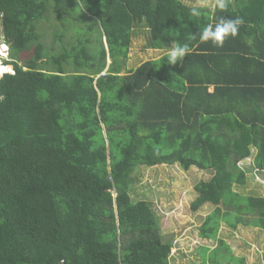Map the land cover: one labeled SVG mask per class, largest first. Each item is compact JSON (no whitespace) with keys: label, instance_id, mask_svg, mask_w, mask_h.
<instances>
[{"label":"trees","instance_id":"1","mask_svg":"<svg viewBox=\"0 0 264 264\" xmlns=\"http://www.w3.org/2000/svg\"><path fill=\"white\" fill-rule=\"evenodd\" d=\"M191 7L0 0L5 62L13 68L0 77V264H169L171 239L130 187L136 166L173 163L211 171L194 184L189 206L214 204L198 237L215 244L198 246L195 264H246L218 231L222 224L264 229V195L234 189L248 171H264V0L202 6L200 17L190 16ZM78 8L88 14L83 32L65 24L81 20ZM50 11L59 26L56 52L39 28ZM238 17L237 35L222 47L193 40L183 60L167 63L173 41ZM139 28L146 48L166 52L124 64L120 75ZM250 155L252 164L241 168Z\"/></svg>","mask_w":264,"mask_h":264},{"label":"rangeland","instance_id":"2","mask_svg":"<svg viewBox=\"0 0 264 264\" xmlns=\"http://www.w3.org/2000/svg\"><path fill=\"white\" fill-rule=\"evenodd\" d=\"M68 1L66 0V2ZM183 1L185 3L193 1V4H189L193 6L214 4V0ZM76 11L81 20L73 22L66 19L65 24L68 26L75 23V27L78 28L76 30L83 32V21L88 14L80 8ZM54 16L50 11L48 18L39 22V28H41L42 41L46 48L49 49L48 47L54 43L53 52H56L59 50V44L53 41V32L59 26L55 25ZM140 30L143 33H140ZM68 34L71 32L64 33L62 38L66 45L73 42L67 36ZM145 34V30L139 28L136 36L132 38L128 56L130 67L137 66L146 58H152L154 55L156 57L154 50L150 51V55H148V49L145 47L148 37ZM3 42L0 25V44ZM2 47L5 46L2 45ZM4 60H9V55L3 59L5 63ZM70 70L71 68H69ZM253 154L254 150H252ZM252 155L239 160L238 165L243 169L245 166H250ZM136 167L131 176V198L146 200L158 216L161 233L166 238H170L172 242L169 264H195L199 259L196 248L202 244L213 246L215 244L213 240L198 237V226L204 214L213 208L214 204L206 203L197 211H191L189 206L196 194L194 184L200 179L209 178L211 171L193 166L185 170L177 163ZM246 176V182L243 185H235L234 189L245 194L264 195V171L250 170ZM218 236L230 245L235 255L244 256L246 264H264V229L241 225L236 229H230L222 224Z\"/></svg>","mask_w":264,"mask_h":264},{"label":"clouds","instance_id":"3","mask_svg":"<svg viewBox=\"0 0 264 264\" xmlns=\"http://www.w3.org/2000/svg\"><path fill=\"white\" fill-rule=\"evenodd\" d=\"M229 6V0H214V4L212 5L213 9L226 10ZM201 8L202 6H193L189 9V13L191 17H200L201 16ZM243 23L242 18H221L214 26L212 24H208L204 26L201 30L197 31L195 34H190L188 36L187 42L180 43L179 40H175L168 46V51L166 53L167 63L169 65L176 64L178 61L183 60V58L190 51V43L193 40L199 39L201 42L211 41L213 45L217 47H222L224 41L227 37H235L238 33L239 26ZM173 34L177 35V33L173 32ZM5 46L8 50V45L6 43H1L0 46ZM8 55V54H7ZM164 57H161L163 59ZM0 58L2 60V66L6 68V71L0 74V77L4 73H13L12 66L3 62L4 58L0 53ZM6 61V60H4ZM11 67V68H10ZM101 74H104L102 72Z\"/></svg>","mask_w":264,"mask_h":264},{"label":"crops","instance_id":"4","mask_svg":"<svg viewBox=\"0 0 264 264\" xmlns=\"http://www.w3.org/2000/svg\"><path fill=\"white\" fill-rule=\"evenodd\" d=\"M190 3L193 4V1H191V2H187V4H190ZM212 5H213V4H208V5H206V6L212 7ZM104 41H105V39H104ZM104 44H106V42H104ZM146 49H148V48H146ZM152 50L155 51L156 57H155V55H154L152 58H146L145 60H147V59H156V58H158L159 56L163 55V54L166 52L164 49H148V55H150L149 52L152 51ZM128 56H129V53H128ZM106 63H107L106 68H105V70L103 71L104 74H105V71L107 70V66H108L109 63H110V59H109V57H107V59H106ZM122 63H123V65H122L121 71L119 72L120 75L125 74V71H126L125 67H126V66H127V67H130V66H129V64H130L129 59H127V61H126L125 63H124V61H123ZM124 64H125V67H124ZM131 64H132V63H131ZM139 64H140V63H139ZM139 64H138V65H139ZM138 65H137V66H138ZM137 66H134V67H137ZM102 75H103V74H102Z\"/></svg>","mask_w":264,"mask_h":264},{"label":"bare ground","instance_id":"5","mask_svg":"<svg viewBox=\"0 0 264 264\" xmlns=\"http://www.w3.org/2000/svg\"><path fill=\"white\" fill-rule=\"evenodd\" d=\"M4 49H6V48L0 46V52H2V50H4ZM4 71H6V68H4V67L2 66V64H0V74L3 73Z\"/></svg>","mask_w":264,"mask_h":264},{"label":"built area","instance_id":"6","mask_svg":"<svg viewBox=\"0 0 264 264\" xmlns=\"http://www.w3.org/2000/svg\"><path fill=\"white\" fill-rule=\"evenodd\" d=\"M0 53H1L2 56L6 57L7 54H8V50H7V49H4V50H2V52H0ZM1 63H2V60H1V58H0V64H1Z\"/></svg>","mask_w":264,"mask_h":264},{"label":"water","instance_id":"7","mask_svg":"<svg viewBox=\"0 0 264 264\" xmlns=\"http://www.w3.org/2000/svg\"><path fill=\"white\" fill-rule=\"evenodd\" d=\"M9 66H11V65H9Z\"/></svg>","mask_w":264,"mask_h":264}]
</instances>
